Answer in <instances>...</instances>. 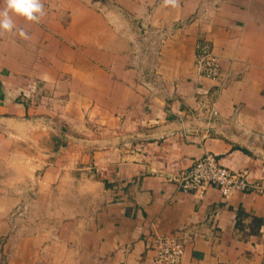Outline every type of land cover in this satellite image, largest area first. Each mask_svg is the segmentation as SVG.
Listing matches in <instances>:
<instances>
[{"label":"crops","instance_id":"obj_1","mask_svg":"<svg viewBox=\"0 0 264 264\" xmlns=\"http://www.w3.org/2000/svg\"><path fill=\"white\" fill-rule=\"evenodd\" d=\"M43 3L0 33V264H153L161 236L180 264H260L264 0ZM199 40L217 79L195 71ZM207 152L252 186L182 191Z\"/></svg>","mask_w":264,"mask_h":264},{"label":"built area","instance_id":"obj_2","mask_svg":"<svg viewBox=\"0 0 264 264\" xmlns=\"http://www.w3.org/2000/svg\"><path fill=\"white\" fill-rule=\"evenodd\" d=\"M88 1L95 4L101 12L109 14V10L111 11L117 0ZM195 50L196 73L199 76L217 79L220 75V60L213 52L209 41L199 40L195 45ZM178 185L184 192H204L213 186L223 197L229 198L237 192L247 191L252 183L245 173L231 171L219 162L215 154L207 152L187 174L178 180ZM28 209V203H19L11 212L10 217L13 220L25 217ZM183 254L184 247L181 242L168 237H157L153 264H180ZM260 264H264V256Z\"/></svg>","mask_w":264,"mask_h":264},{"label":"clouds","instance_id":"obj_3","mask_svg":"<svg viewBox=\"0 0 264 264\" xmlns=\"http://www.w3.org/2000/svg\"><path fill=\"white\" fill-rule=\"evenodd\" d=\"M178 0H163L164 7H176ZM45 14L43 0H5V7L0 9V33L13 32L16 25L13 16L23 17L28 22L39 23ZM19 35L29 38V33L24 29L19 30Z\"/></svg>","mask_w":264,"mask_h":264},{"label":"rangeland","instance_id":"obj_4","mask_svg":"<svg viewBox=\"0 0 264 264\" xmlns=\"http://www.w3.org/2000/svg\"><path fill=\"white\" fill-rule=\"evenodd\" d=\"M84 1H86V2H88V3H89V1H88V0H84ZM90 4H91V3H90ZM91 5H92V6H96L95 4H91ZM109 12H110V13H112L110 10H109ZM15 207H16V205H15ZM15 207L12 209V211L15 209ZM12 211H11V212H12ZM11 212H10V214H11Z\"/></svg>","mask_w":264,"mask_h":264},{"label":"trees","instance_id":"obj_5","mask_svg":"<svg viewBox=\"0 0 264 264\" xmlns=\"http://www.w3.org/2000/svg\"><path fill=\"white\" fill-rule=\"evenodd\" d=\"M258 220H260V219H258ZM259 222H260V223H262L263 221H262V220H260Z\"/></svg>","mask_w":264,"mask_h":264}]
</instances>
